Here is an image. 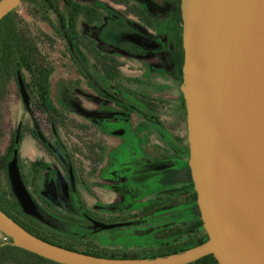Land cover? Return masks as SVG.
<instances>
[{
	"label": "rangeland",
	"instance_id": "rangeland-1",
	"mask_svg": "<svg viewBox=\"0 0 264 264\" xmlns=\"http://www.w3.org/2000/svg\"><path fill=\"white\" fill-rule=\"evenodd\" d=\"M77 1L102 12L94 22L80 18L78 30L117 58L120 76L108 79L95 67L99 60L86 48L78 53L65 31L51 56L56 63L52 96L68 113L66 130L54 133L49 113L38 99L32 102L21 80L0 92V150L7 153L11 138L24 135L9 170L11 179L18 169L25 196L18 197L12 183L14 193L44 233L85 243L103 254L133 257L204 238V226L192 228L194 187L172 180V172L189 169L190 159L183 77L173 48L178 19L147 14L139 0ZM17 9L27 14L22 3ZM46 17L38 13L35 21L56 35L59 19L53 13ZM83 124L91 128L86 131ZM33 131L39 141L30 135ZM45 141H61L64 151L58 159L42 148ZM102 149L103 160L94 171ZM33 165L38 168L35 176ZM72 170L77 185L66 197L60 176ZM36 190L53 193L62 206L47 202ZM177 227L184 231L166 236Z\"/></svg>",
	"mask_w": 264,
	"mask_h": 264
},
{
	"label": "water",
	"instance_id": "water-1",
	"mask_svg": "<svg viewBox=\"0 0 264 264\" xmlns=\"http://www.w3.org/2000/svg\"><path fill=\"white\" fill-rule=\"evenodd\" d=\"M21 2L0 0V22ZM181 9L189 164L208 239L165 256L105 257L49 242L0 208V231L15 245L63 264H187L210 254L264 264V0H182ZM11 177L24 197L18 169Z\"/></svg>",
	"mask_w": 264,
	"mask_h": 264
},
{
	"label": "trees",
	"instance_id": "trees-1",
	"mask_svg": "<svg viewBox=\"0 0 264 264\" xmlns=\"http://www.w3.org/2000/svg\"><path fill=\"white\" fill-rule=\"evenodd\" d=\"M21 3L26 9V15L19 13L18 9H15L8 13L0 22V92H5L7 86L13 80L14 82L21 80L32 101L35 102L38 99L39 104L49 112L50 119L54 126L57 127V130L59 131V128L66 130L68 122L70 123L68 115L56 105L52 96V76L56 71V63L51 56L52 50L58 38H64L66 31L67 36L71 40V45L78 53H84L83 48H86L95 60H99L96 66L101 68V71L108 78H118L120 70L116 66V63H118L117 58L99 50L94 45L93 40L89 39L86 35L80 34L78 30L80 18L83 17L89 22H94L100 18L102 12L98 7L82 4L77 0H62L61 3L58 0H22ZM138 10L139 15L144 17L145 11L141 8ZM38 13H43L49 18L52 13L57 16L60 22V26L54 28L57 36L52 35L37 24L35 20ZM49 20L48 22H50ZM177 23V27H180V29L177 28L179 33L177 32V39L174 43V54L181 76L183 77L184 46L182 17L178 19ZM51 26H55L52 21ZM85 40H89V43L86 44ZM81 127L86 131L90 129V126L87 124H83ZM32 134L36 135L35 132H32ZM35 135L34 137H37ZM23 136L21 134L17 138L14 135L11 138L7 153H3L0 150V208L27 230L54 244L87 254L115 258L132 257L131 255L103 254L97 249L86 246L85 243L75 242L69 238L68 240H63L44 233L42 225L24 211L20 200L13 191L9 170L10 157L19 149ZM174 180L191 182L193 186L191 176H188L184 171L178 172L174 176ZM174 190L177 189H172L171 192ZM193 197L196 200L197 194L195 191H193ZM193 210L196 221L193 223L192 228L203 227L199 206L196 204ZM171 230L169 231L171 233L169 235L166 234V236L181 234L184 231L183 228L179 227ZM207 239L208 234L204 231V238H190L183 245H180V247L175 246L167 249L161 248L157 251H144L141 254L133 255V257L153 258L160 255L165 256L196 246ZM0 264L63 263L15 245L11 237L0 231ZM187 264L219 263L210 254Z\"/></svg>",
	"mask_w": 264,
	"mask_h": 264
},
{
	"label": "flooded vegetation",
	"instance_id": "flooded-vegetation-1",
	"mask_svg": "<svg viewBox=\"0 0 264 264\" xmlns=\"http://www.w3.org/2000/svg\"><path fill=\"white\" fill-rule=\"evenodd\" d=\"M143 5L144 7L146 8V12L147 14H153V15H161V16H167V17H170V18H174V19H179L180 17H182V9H181V3H182V0H139ZM180 12V13H179ZM180 14V15H179ZM183 20V19H182ZM175 39H177V36H175ZM176 41V40H175ZM174 46V45H173ZM174 48V47H173ZM98 62H96L95 64V67H97ZM105 75V74H104ZM106 76V75H105ZM107 77V76H106ZM108 78V77H107ZM110 79V78H108ZM117 79V78H116ZM116 79H110V80H116ZM33 102V101H32ZM43 109H45L43 106H42ZM46 110V109H45ZM63 110V109H62ZM47 111V110H46ZM65 111V110H64ZM48 112V111H47ZM66 112V111H65ZM49 113V112H48ZM67 113V112H66ZM68 115V113H67ZM49 119H50V115H49ZM69 120V118H68ZM51 121V119H50ZM52 122V121H51ZM53 124V122H52ZM85 125V124H84ZM89 125V124H87ZM68 126H69V122H68ZM90 126V125H89ZM53 131L55 134H59V132L64 131L63 129H60L59 128V131L57 130V127L54 126L53 124ZM91 128V126H90ZM34 132V131H33ZM30 135L37 141L38 138L37 137H34L35 134H32L30 133ZM37 136V135H35ZM187 139H188V136H187ZM39 141V140H38ZM61 142V141H60ZM60 142L58 141L57 142H51V141H45L43 143H41V146L43 149H45L46 151H50L52 156L55 157V158H59V155H61L60 153H63L64 149H62L61 147V144ZM189 144V142H188ZM45 146V148L43 147ZM66 150V149H65ZM55 151L58 153V154H54ZM104 151L102 149V152L100 151V153L97 155L98 158H96V166L94 168V171L97 170V168L100 166L99 163L103 160V157H104ZM44 168L46 169V165H40L38 164V168ZM38 168H36V165H33V174L35 176L36 172H38ZM180 171H184L188 176H191V179H192V175H191V168H190V164H189V169H185V168H181V169H178L174 172H172V180L173 182H178V183H184V184H191V182H187V181H175L174 180V176L180 172ZM60 179H61V182H62V187H63V191H64V194L66 197H70L72 196V189L74 187H76L77 185V174L74 170L71 171V173L69 175H61L60 176ZM189 179V178H188ZM193 187H194V183H193ZM195 191V189H194ZM36 192H38L40 194V197H45V200H47V202H50V203H53L57 206H62V202L61 200L56 196L54 195L53 193L49 192V191H45L43 190L42 192H39L36 190ZM196 204H197V198H196Z\"/></svg>",
	"mask_w": 264,
	"mask_h": 264
},
{
	"label": "bare ground",
	"instance_id": "bare-ground-1",
	"mask_svg": "<svg viewBox=\"0 0 264 264\" xmlns=\"http://www.w3.org/2000/svg\"><path fill=\"white\" fill-rule=\"evenodd\" d=\"M195 1H196V2H200V3H201L203 0H195Z\"/></svg>",
	"mask_w": 264,
	"mask_h": 264
}]
</instances>
